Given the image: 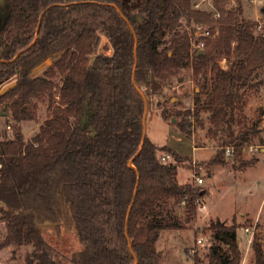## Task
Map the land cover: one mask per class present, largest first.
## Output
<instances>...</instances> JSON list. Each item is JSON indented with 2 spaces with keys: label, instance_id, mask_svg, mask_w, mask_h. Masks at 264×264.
<instances>
[{
  "label": "trees",
  "instance_id": "16d2710c",
  "mask_svg": "<svg viewBox=\"0 0 264 264\" xmlns=\"http://www.w3.org/2000/svg\"><path fill=\"white\" fill-rule=\"evenodd\" d=\"M4 1L0 83L15 82L0 103L10 101L17 124L34 118L27 107L34 99L47 98L52 115L30 140L17 125L14 138L0 139V214L8 230L1 248L31 245L27 264H61L43 229L64 223L82 246L67 264H163L162 234L194 223L195 201L208 191L179 181L188 159L149 139L146 109L152 103L163 120L179 119L190 139L207 114L217 150L208 168L228 164V148L234 169L254 164L243 149L257 124L235 126L245 92L264 86L259 24L242 17L240 5L227 9V0H215L212 10L195 0H139L137 9L121 0ZM183 23L216 33L215 52L191 54ZM103 37L110 54L98 52ZM185 71L196 81L209 72L208 90L195 93L193 110L167 109ZM162 154L173 159L163 162ZM240 228L235 220L210 222L208 264H242ZM251 248L254 264H264V235Z\"/></svg>",
  "mask_w": 264,
  "mask_h": 264
},
{
  "label": "rangeland",
  "instance_id": "374dc122",
  "mask_svg": "<svg viewBox=\"0 0 264 264\" xmlns=\"http://www.w3.org/2000/svg\"><path fill=\"white\" fill-rule=\"evenodd\" d=\"M214 1L195 0V3L199 9L212 10ZM121 2L126 8L137 9L139 6V0H121ZM239 5L242 9V17L256 21L259 24V33H264V0H227L226 8L233 9ZM7 15V8L4 2L0 0V29ZM190 28L183 23V30L186 29L190 33ZM98 52L111 53V48L106 39L102 38ZM184 75L187 80L169 91L168 95L172 101L170 105H167V109L175 107L181 111L193 110L195 93L205 96L211 74L208 72L207 76L200 81H196L191 71H185ZM14 82L0 84V94ZM27 107L34 118L17 124L10 101L0 103V139L10 140L14 138V129L17 125L21 127L25 140H30L39 130V127L52 115L47 98L34 99ZM200 119L203 125H196L190 139L185 137L175 125L179 119H174L175 122H172L171 118L163 121L160 111L156 110L152 103L147 108L145 130L149 139L160 147L168 146L183 158L188 159L179 165L178 179L180 182L190 181L197 185L194 178L203 177L204 183L200 187L208 191L206 195L207 207L209 206V210L213 209L214 211L212 216L204 217L197 212L196 220L189 224L185 230L164 232L157 243L158 249L164 252L162 263L208 264L206 257L210 247L208 228L212 218L218 217L227 225H231L234 220L236 223H240L242 228L238 230V237L242 252V264H254L252 248L246 243L247 239L243 228H255L254 238L264 235V153H262L264 146L260 145L264 143V86L245 92L243 104L238 110V122L235 126L239 132L244 123L248 126L253 123L257 124V133L250 137V142H246V148L243 149V156L246 160L260 159L258 167L246 173L248 179L246 185L249 188L241 183V191L237 190L240 185L238 176H242L243 173L234 169L235 155H227L226 153L229 163L224 166L207 167L217 150L211 147L213 141L207 134L210 127L209 116L202 113ZM249 143L256 144L258 147L249 148ZM196 144L206 147L195 148ZM247 194L250 195L245 198ZM177 211L183 213L179 216L184 221V209L178 208ZM240 212L245 213V215L241 216ZM1 218L0 214V245L8 233L7 225ZM43 235L61 264L69 263L72 254L82 248L74 230L64 223L60 228L46 226L43 229ZM200 240L202 242H199ZM33 250L31 245L6 248L0 246V264H27V257L31 256Z\"/></svg>",
  "mask_w": 264,
  "mask_h": 264
},
{
  "label": "built area",
  "instance_id": "2783aa9c",
  "mask_svg": "<svg viewBox=\"0 0 264 264\" xmlns=\"http://www.w3.org/2000/svg\"><path fill=\"white\" fill-rule=\"evenodd\" d=\"M198 8V5H196ZM261 28V26H260ZM190 51L191 54L200 53V52H207L213 53L217 49L218 42L216 41V33L211 32L208 28L203 25H193L190 28ZM220 65L223 69H227L228 64L225 59L221 60ZM252 148V147H251ZM234 150L232 148H228L226 150L227 155H233ZM172 157L170 155H164L161 157L163 162L170 161ZM198 187H200L203 183V177H195L194 178ZM197 212L202 213L205 212L207 209L206 202L204 199H197L195 201ZM245 234L248 236L246 243L248 246L251 245L255 228H243ZM199 242H202L201 240Z\"/></svg>",
  "mask_w": 264,
  "mask_h": 264
},
{
  "label": "crops",
  "instance_id": "0c3cea01",
  "mask_svg": "<svg viewBox=\"0 0 264 264\" xmlns=\"http://www.w3.org/2000/svg\"><path fill=\"white\" fill-rule=\"evenodd\" d=\"M2 1V0H1ZM104 39H106L105 37H103ZM107 40V39H106ZM108 42V41H107ZM0 84H3V83H0ZM164 121V120H163ZM196 148V147H195ZM262 153H264V149L262 150ZM256 162L254 163V164H252L251 166H248V167H246V168H244V169H241V170H237L239 173H243V175L242 176H238L239 177V183H240V185H239V187L237 188V190L238 191H241V183L244 185V186H246L247 188H249V186L248 185H246V181L248 180L247 178H246V173L249 171V170H253V169H255V168H257L258 167V165H259V163H260V159H256L255 160ZM229 162V161H228ZM244 175H245V177H244ZM244 177V178H243ZM185 181H183V182H181V183H184ZM209 195H210V192H209ZM249 195L250 194H247V195H245V198H248L249 197ZM205 202H206V206H207V199H206V197H205ZM183 213H181L180 212V215H182ZM200 214H202L201 216H208V215H210V216H212L213 214H214V211H213V209H210L209 210V206L207 207V209H206V211L205 212H202V213H200ZM240 215L241 216H243V215H245V213H242V212H240ZM213 220H216V219H218V217H216V218H212ZM220 220V219H219ZM221 221V220H220ZM222 222H224V223H226L225 221H222ZM239 222V221H238ZM240 224V223H239ZM246 237V239H248V236L246 235L245 236ZM239 243H240V240H239ZM241 247V246H240Z\"/></svg>",
  "mask_w": 264,
  "mask_h": 264
},
{
  "label": "water",
  "instance_id": "95a60500",
  "mask_svg": "<svg viewBox=\"0 0 264 264\" xmlns=\"http://www.w3.org/2000/svg\"><path fill=\"white\" fill-rule=\"evenodd\" d=\"M2 2H4V5L6 6V8H7V11H8V15H7V17H6V19H5V21H4V24H5V22H6V20H7V18H8V16H9V9H8V6H7V4H6V2L4 1V0H2ZM4 24H3V26L1 27V29H0V32H1V30L3 29V27H4ZM202 52H200L199 54H201ZM51 63H52V61L50 60V59H48L46 62H45V64L42 66V67H40V69H42V68H44L45 66H50L51 65ZM14 85H9L1 94H3V93H5L6 91H8L11 87H13ZM146 113H147V109H146ZM146 113H145V117H144V122L146 123ZM88 122V118L87 117H84V119H83V122H82V125L83 126H85V124Z\"/></svg>",
  "mask_w": 264,
  "mask_h": 264
}]
</instances>
